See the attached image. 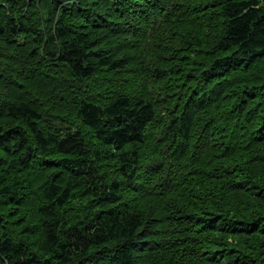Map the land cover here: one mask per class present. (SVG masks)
<instances>
[{
	"label": "trees",
	"instance_id": "1",
	"mask_svg": "<svg viewBox=\"0 0 264 264\" xmlns=\"http://www.w3.org/2000/svg\"><path fill=\"white\" fill-rule=\"evenodd\" d=\"M0 264H264V0H0Z\"/></svg>",
	"mask_w": 264,
	"mask_h": 264
}]
</instances>
